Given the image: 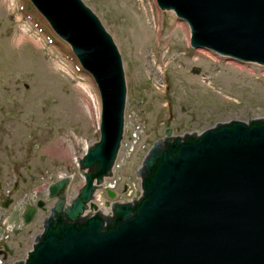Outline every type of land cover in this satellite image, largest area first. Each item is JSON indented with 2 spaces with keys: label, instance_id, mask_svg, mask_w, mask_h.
I'll return each mask as SVG.
<instances>
[{
  "label": "water",
  "instance_id": "1",
  "mask_svg": "<svg viewBox=\"0 0 264 264\" xmlns=\"http://www.w3.org/2000/svg\"><path fill=\"white\" fill-rule=\"evenodd\" d=\"M30 1L93 77L101 121L98 139L79 160L83 187L68 206L59 197L18 264H264V118L216 124L200 134L196 126V133L179 137L165 130L135 168L139 198L138 191L131 203L107 200L99 207L110 210L105 215L94 200L113 175L124 138L121 55L82 0ZM156 2L189 25L193 48L264 66V0ZM68 183L52 185L51 198Z\"/></svg>",
  "mask_w": 264,
  "mask_h": 264
},
{
  "label": "rangeland",
  "instance_id": "2",
  "mask_svg": "<svg viewBox=\"0 0 264 264\" xmlns=\"http://www.w3.org/2000/svg\"><path fill=\"white\" fill-rule=\"evenodd\" d=\"M82 1L117 46L127 84L126 132L113 175L96 192V205L101 209L107 200L131 202L129 198L142 192L135 168L140 169L154 142L165 138V130L179 137L195 132L196 126L201 133L216 124L264 118L263 66L193 49L188 25L174 12L161 11L156 0ZM160 51L172 64H157ZM86 83L92 85L98 109L91 102L84 104V110L78 108L77 88ZM100 113L93 78L30 0H0L3 173L8 157L32 167L46 159L47 164L62 166V172L75 174V158L82 157L86 146L99 137ZM83 183L78 175L71 189L77 191Z\"/></svg>",
  "mask_w": 264,
  "mask_h": 264
},
{
  "label": "flooded vegetation",
  "instance_id": "3",
  "mask_svg": "<svg viewBox=\"0 0 264 264\" xmlns=\"http://www.w3.org/2000/svg\"><path fill=\"white\" fill-rule=\"evenodd\" d=\"M7 160L5 172L0 169V264H16L27 257L58 198L65 196V206L74 199L78 190L71 187L79 172H62V166L47 164L46 159L33 167L24 161ZM65 179L70 180L67 191H59L57 198H51V186ZM30 210L34 214L26 224L25 216ZM28 243L29 251L20 256Z\"/></svg>",
  "mask_w": 264,
  "mask_h": 264
},
{
  "label": "bare ground",
  "instance_id": "4",
  "mask_svg": "<svg viewBox=\"0 0 264 264\" xmlns=\"http://www.w3.org/2000/svg\"><path fill=\"white\" fill-rule=\"evenodd\" d=\"M7 8L8 9H11L12 7L11 6H8ZM22 31L24 33V36L23 37H26V34H27L26 30H22ZM158 33L159 34L161 33V29H158ZM166 50H167V48H166ZM159 53H161V51ZM197 55L200 58L202 57V56H200V54H197ZM200 58L198 60H200ZM157 64H159V65H165V67H167L170 64H172V61L169 60L165 54L161 53V57H160V59H159V61H158ZM148 69H149V73H152L153 72L152 71V66L149 67ZM84 85L82 86V88L80 86H79V88H77V91L80 93V97H81V102L78 103V108L82 110L85 103L87 105H89L90 102H91L92 105H94L95 109H98V100L96 98V94H95V92H94V90L92 88V85H90L89 83H86V87ZM171 136L174 137L173 134Z\"/></svg>",
  "mask_w": 264,
  "mask_h": 264
}]
</instances>
